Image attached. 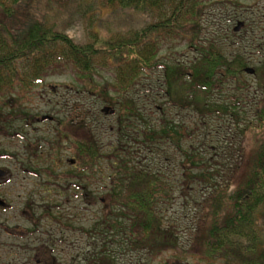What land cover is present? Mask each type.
Wrapping results in <instances>:
<instances>
[{"label": "trees", "instance_id": "1", "mask_svg": "<svg viewBox=\"0 0 264 264\" xmlns=\"http://www.w3.org/2000/svg\"><path fill=\"white\" fill-rule=\"evenodd\" d=\"M212 1L0 0V132L14 136L11 121L18 117L32 121L23 112L25 103L28 104L35 90L48 77L71 70L85 81L83 89L104 100L106 86L100 85L98 77L109 70L114 83L109 94L116 98L104 101L119 107L120 127L128 122L127 118L141 120L144 129L140 130V135L144 144L152 147L170 144L184 157L187 185L196 180L213 189L201 204L204 218L208 220L201 243V259L211 264H264V108L257 113L258 127L248 125L251 131H258L260 139L249 156L246 170L235 181L233 175L241 171L236 167L229 181L218 184L213 178L215 172L208 167L210 147L202 146V152L195 149L196 125L191 128L185 123L162 118L158 126L139 113L135 101L120 103V97L129 94L137 81L156 71L161 45L179 38L187 31V26L199 23L202 9ZM244 1L256 5L264 3V0ZM42 4L49 12L41 9ZM60 9L66 17L65 28L50 15ZM104 11L113 12L118 25L112 28L104 22L109 27L107 35L100 32L104 26H95L98 21L101 23L99 17ZM79 26L84 30L82 38L69 33ZM186 35L189 34L186 32ZM242 42L234 39L230 43L231 52L227 54L218 43L204 47L191 40V44L200 50V57L189 68H165L168 102L196 113L202 120L217 110L222 111L223 107L214 105L215 96L221 95L234 81L245 86L242 77L248 68L251 47L245 37ZM256 74L259 82L264 83V63ZM239 106L235 101L232 108L238 110ZM225 108L222 112H229ZM49 145L50 149L45 153L47 162L56 160L55 148L53 144ZM75 145L71 169L62 175L53 168L47 169V174L56 180L65 177L61 179L63 183L55 186L59 196L64 191H71L70 185L75 190L81 186L85 192L91 190L88 200L96 201L92 206L96 210L93 216L97 219L90 231L79 229L85 234L109 238L108 241L112 238L107 247L104 245L103 249L90 253L87 262L77 264H118L115 250L108 249L117 242V236H121L129 249L153 258L175 249L169 233L160 226V209L170 190L162 172L131 167L125 157L127 147L120 144L107 146L111 151L108 155L93 136L89 142L76 140ZM195 153L201 159L196 158ZM112 154H115L113 158ZM199 168L202 174L196 175L194 172ZM31 169L34 174H40V167L31 166ZM100 182L104 184V195L95 197L97 193L94 194L92 189ZM43 193L46 205L39 207L40 215L30 218L33 227L25 232L32 235L29 238L36 235L45 219H52L64 230L80 231L74 228L75 220L64 218L62 206L53 198L56 195L49 189ZM41 242L48 244L50 252L57 248L56 241Z\"/></svg>", "mask_w": 264, "mask_h": 264}, {"label": "rangeland", "instance_id": "2", "mask_svg": "<svg viewBox=\"0 0 264 264\" xmlns=\"http://www.w3.org/2000/svg\"><path fill=\"white\" fill-rule=\"evenodd\" d=\"M40 7L49 12L44 4ZM63 13V9L50 12L51 17L62 25V28L67 25ZM112 13L102 12L99 17L101 23L98 21V24H95L104 26V29L100 30L103 35H107L106 30L109 28L104 22L112 28L118 26ZM262 15L263 2L258 5L244 0H214L208 3L201 11L199 23L187 26V31L179 38L161 45L156 71L137 81L129 94L120 97V103L135 101L139 113L158 126L162 118L185 123L191 128L196 125L198 131L194 140L195 149L202 152V146L210 147L208 158L211 160L208 167L215 172L213 178L218 184L229 181L236 167L241 171L233 176L236 177L235 181L239 180L260 139L257 136L258 131H251L248 125L258 127L257 113L259 109L264 108V83L259 82L256 74L257 69L264 63ZM239 22H243L244 27H247L236 33L234 28ZM83 31L79 26L69 33L82 38ZM186 32L189 35H186ZM197 32L200 35H197ZM244 37L251 47L247 49V69L255 72L248 74L246 69L242 77L245 86L239 81H234L224 88L221 95L215 96L214 105L225 110L227 107L229 112L217 110L214 115L202 120L196 113L186 108L174 107L168 102L165 94V68H189L191 63L200 57V50L191 44V40L194 39L196 44L204 47L218 43L225 53L230 54V43H233L234 39L241 43ZM242 45L244 47V42ZM98 82L101 86H106L104 100L116 98L114 94H109L114 85L109 70L101 73ZM84 84L85 81L71 70L48 77L45 83L35 90L28 104L25 103L23 112L28 114L32 121L18 117L10 122L14 136L0 132V171L5 173V176L0 177V201L5 203L0 207V264L84 263L90 258V253L103 249L104 245L107 247V243L112 241V238L108 241L109 238L107 240L85 234L79 229L90 231L97 219L93 216V212H96L92 206L94 199L88 200L91 190L87 193L82 186L75 190V187L70 185L71 191L66 193L63 190V195L59 196L55 193V186L63 183L61 179L65 177L56 180L46 171L53 168L58 175L66 174L71 169L70 163L75 159V141L89 142L92 136L103 145L106 155L111 152L107 150L109 145L126 146L125 157L131 162V167L161 171L170 186L160 209V226L169 233L175 249L153 258L147 253L140 254L129 249L121 236H117V242L108 246V249L115 250L118 264H211L210 261L201 259V243L208 221L204 218L201 204L213 189H208L206 183L199 184L196 180H191L190 185H187L184 157L176 148L170 144H158L155 147L144 144L140 135V130L144 129L142 121L127 118L128 122L120 127L119 107L109 105L99 96L83 89ZM235 101L240 105L238 110L232 108ZM106 107H110L115 113L104 114L102 110ZM45 116L52 117L53 120L41 122ZM49 144H53L55 148L53 152L56 160L47 162L45 153L50 149ZM195 157L201 159L197 153ZM31 166L40 167V174H34ZM194 173L202 174L200 168ZM103 186L100 182L97 188L96 185L93 187L94 194L97 193L95 197L104 195ZM48 189L56 195L53 198L58 199L62 206L64 218L75 220L74 228L80 231L64 230L52 219H45L33 238H29L32 235L25 233L28 228L33 227L30 218L40 215L39 207L46 205L42 197L45 196L43 191ZM97 206L99 211L100 205ZM41 241H56L57 248L50 252L48 244ZM51 244L52 242L49 243Z\"/></svg>", "mask_w": 264, "mask_h": 264}, {"label": "water", "instance_id": "3", "mask_svg": "<svg viewBox=\"0 0 264 264\" xmlns=\"http://www.w3.org/2000/svg\"><path fill=\"white\" fill-rule=\"evenodd\" d=\"M244 27V23L243 22H239L238 25L235 27L234 31L235 32H239L242 28ZM246 72L248 74H254V70L252 69H247ZM103 113L106 114V115H113L115 112L113 109H111L110 107H106L104 108L103 110ZM53 118L52 117H49V116H45L41 119V122H49V121H52ZM5 176V173L3 171H0V177H3ZM5 203L3 201H0V207L4 206Z\"/></svg>", "mask_w": 264, "mask_h": 264}]
</instances>
